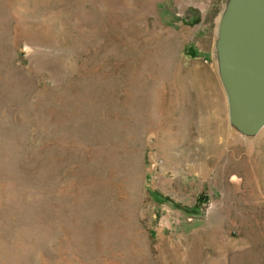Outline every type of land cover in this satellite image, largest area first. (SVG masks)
I'll return each instance as SVG.
<instances>
[{
    "label": "rangeland",
    "instance_id": "obj_1",
    "mask_svg": "<svg viewBox=\"0 0 264 264\" xmlns=\"http://www.w3.org/2000/svg\"><path fill=\"white\" fill-rule=\"evenodd\" d=\"M228 2L0 0V264H264Z\"/></svg>",
    "mask_w": 264,
    "mask_h": 264
},
{
    "label": "water",
    "instance_id": "obj_2",
    "mask_svg": "<svg viewBox=\"0 0 264 264\" xmlns=\"http://www.w3.org/2000/svg\"><path fill=\"white\" fill-rule=\"evenodd\" d=\"M217 50L231 122L257 133L264 127V0H229Z\"/></svg>",
    "mask_w": 264,
    "mask_h": 264
},
{
    "label": "trees",
    "instance_id": "obj_3",
    "mask_svg": "<svg viewBox=\"0 0 264 264\" xmlns=\"http://www.w3.org/2000/svg\"><path fill=\"white\" fill-rule=\"evenodd\" d=\"M154 196H155V198H156L158 201H169V200H170L168 197L163 196V195H162L161 193H159V192L154 193Z\"/></svg>",
    "mask_w": 264,
    "mask_h": 264
}]
</instances>
